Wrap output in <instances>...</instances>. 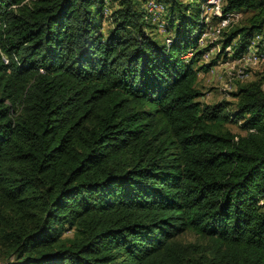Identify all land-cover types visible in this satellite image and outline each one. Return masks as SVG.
<instances>
[{"label": "trees", "instance_id": "16d2710c", "mask_svg": "<svg viewBox=\"0 0 264 264\" xmlns=\"http://www.w3.org/2000/svg\"><path fill=\"white\" fill-rule=\"evenodd\" d=\"M148 1L0 0V264H264V71L230 109L194 67L264 0H223L252 14L204 46L206 0Z\"/></svg>", "mask_w": 264, "mask_h": 264}, {"label": "rangeland", "instance_id": "374dc122", "mask_svg": "<svg viewBox=\"0 0 264 264\" xmlns=\"http://www.w3.org/2000/svg\"><path fill=\"white\" fill-rule=\"evenodd\" d=\"M202 5V4H201ZM201 9V6H200ZM108 11H104V18L101 19L100 23L102 26L103 33L107 31L109 27H111L110 21L107 16ZM251 11L236 13L232 17L231 23H241L244 22L245 19L251 15ZM212 24L216 25L217 19H211ZM156 33L158 38L162 39L163 31L157 29H153L152 33ZM209 41H200V45H204ZM217 52V47L212 49V51L207 56L201 57L194 65L195 68H198L200 65H209L207 70H200L197 72V80L196 86L201 90L203 95L199 98L200 101L205 103H217L220 101H227L232 103L229 108L233 109L234 103L236 101L235 97L232 95L233 92L237 89V83H246L256 79L258 73L264 71V63L254 65V66H246L240 67L236 62V58H228V59H215L214 55ZM189 58L184 59L187 61ZM215 61V62H213ZM7 62V60H6ZM213 62V64H212ZM210 63L212 65H210ZM241 70V72H240ZM240 72V73H239ZM239 73V74H238ZM227 128H229L233 133L244 134L243 131H240L237 128V125L234 123H227ZM66 230L65 235H71L72 231ZM182 239L185 241L193 240L194 237L191 233H187L182 236ZM2 259L0 258V263Z\"/></svg>", "mask_w": 264, "mask_h": 264}, {"label": "built area", "instance_id": "2783aa9c", "mask_svg": "<svg viewBox=\"0 0 264 264\" xmlns=\"http://www.w3.org/2000/svg\"><path fill=\"white\" fill-rule=\"evenodd\" d=\"M222 4H223V0H206L202 3L200 18L203 21L204 27L200 34L198 43L202 40L205 42L209 41L207 43L214 42L220 36L221 31L231 24L232 17L236 13H240V12H231L223 15ZM147 10L149 13H151V20L155 22L159 19L160 15L163 13L164 6L158 2H155V0H149L147 2ZM212 18L217 19L216 25L212 24L211 21ZM159 30L160 31L162 30L163 34L165 35L166 31L164 25L159 24ZM166 42L167 43L169 42V38L167 36H166ZM212 49H215V47L211 48L208 52H206L204 56L209 55ZM225 50L228 53V55L231 53L230 47H227ZM191 55H192V51H188L183 55V58L184 59L189 58ZM234 62L240 65V67L254 66L264 63V33L256 34L251 39L244 53H242L238 58H236Z\"/></svg>", "mask_w": 264, "mask_h": 264}]
</instances>
